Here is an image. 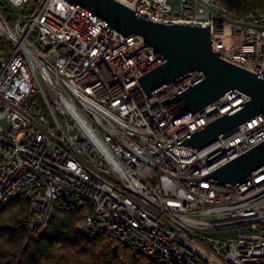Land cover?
Wrapping results in <instances>:
<instances>
[{
  "label": "built area",
  "instance_id": "2783aa9c",
  "mask_svg": "<svg viewBox=\"0 0 264 264\" xmlns=\"http://www.w3.org/2000/svg\"><path fill=\"white\" fill-rule=\"evenodd\" d=\"M0 209L28 201L29 237L55 209L90 206L76 227L159 264H264V168L234 185L203 176L264 141V111L203 148L176 142L246 101L231 92L172 124L138 77L164 62L66 0H0ZM164 23L209 24L219 57L264 68V9L230 17L214 0H114Z\"/></svg>",
  "mask_w": 264,
  "mask_h": 264
},
{
  "label": "water",
  "instance_id": "95a60500",
  "mask_svg": "<svg viewBox=\"0 0 264 264\" xmlns=\"http://www.w3.org/2000/svg\"><path fill=\"white\" fill-rule=\"evenodd\" d=\"M126 36H138L159 51L164 62L138 77L148 96L173 80L196 70L202 78L160 102L174 124L187 115L231 92L247 99L242 104L176 142L203 148L220 134L264 111V68L261 75L237 67L219 57L211 47L209 24L151 21L114 0H66ZM264 168V141L204 175L218 184L234 185Z\"/></svg>",
  "mask_w": 264,
  "mask_h": 264
},
{
  "label": "trees",
  "instance_id": "16d2710c",
  "mask_svg": "<svg viewBox=\"0 0 264 264\" xmlns=\"http://www.w3.org/2000/svg\"><path fill=\"white\" fill-rule=\"evenodd\" d=\"M214 1L230 17H238L248 8L264 9V0ZM0 7L12 19L10 8L2 1ZM90 212L87 204L55 209L45 232L29 237L28 201L12 200L0 209V264H159L111 236L87 239L79 235L76 227Z\"/></svg>",
  "mask_w": 264,
  "mask_h": 264
},
{
  "label": "rangeland",
  "instance_id": "374dc122",
  "mask_svg": "<svg viewBox=\"0 0 264 264\" xmlns=\"http://www.w3.org/2000/svg\"><path fill=\"white\" fill-rule=\"evenodd\" d=\"M4 9H5L4 7H0V11L4 12Z\"/></svg>",
  "mask_w": 264,
  "mask_h": 264
}]
</instances>
